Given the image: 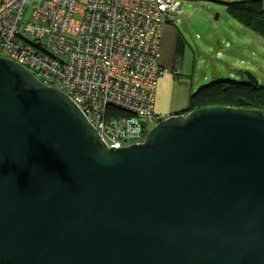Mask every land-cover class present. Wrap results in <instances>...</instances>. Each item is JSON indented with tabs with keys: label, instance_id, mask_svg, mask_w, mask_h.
I'll return each instance as SVG.
<instances>
[{
	"label": "water",
	"instance_id": "water-1",
	"mask_svg": "<svg viewBox=\"0 0 264 264\" xmlns=\"http://www.w3.org/2000/svg\"><path fill=\"white\" fill-rule=\"evenodd\" d=\"M0 264H264V110L202 107L109 147L0 57Z\"/></svg>",
	"mask_w": 264,
	"mask_h": 264
},
{
	"label": "built area",
	"instance_id": "built-area-1",
	"mask_svg": "<svg viewBox=\"0 0 264 264\" xmlns=\"http://www.w3.org/2000/svg\"><path fill=\"white\" fill-rule=\"evenodd\" d=\"M181 12L179 0H0V57L62 90L119 148L145 138L158 78L179 75L159 56L163 24Z\"/></svg>",
	"mask_w": 264,
	"mask_h": 264
},
{
	"label": "rangeland",
	"instance_id": "rangeland-1",
	"mask_svg": "<svg viewBox=\"0 0 264 264\" xmlns=\"http://www.w3.org/2000/svg\"><path fill=\"white\" fill-rule=\"evenodd\" d=\"M179 1L182 12L176 16L177 24L195 57L193 68L187 74L195 83L194 87L216 79L239 81L243 78L242 73L247 78L246 72L264 87V40L246 28L250 33L245 35L231 31L230 24L238 23L228 14L225 3L239 0ZM261 1L264 9V0ZM29 5L33 7L31 2ZM181 23H184L185 30ZM242 55L248 58L247 61ZM192 56L188 58L189 65ZM158 121L148 120L149 129Z\"/></svg>",
	"mask_w": 264,
	"mask_h": 264
},
{
	"label": "trees",
	"instance_id": "trees-1",
	"mask_svg": "<svg viewBox=\"0 0 264 264\" xmlns=\"http://www.w3.org/2000/svg\"><path fill=\"white\" fill-rule=\"evenodd\" d=\"M228 14L242 27L264 40V9L261 0H239L225 3ZM243 75V74H242ZM207 106H232L264 110V87L251 83L245 76L239 81L216 79L193 90L186 107L179 113L185 114ZM108 112L124 115L117 108Z\"/></svg>",
	"mask_w": 264,
	"mask_h": 264
},
{
	"label": "crops",
	"instance_id": "crops-1",
	"mask_svg": "<svg viewBox=\"0 0 264 264\" xmlns=\"http://www.w3.org/2000/svg\"><path fill=\"white\" fill-rule=\"evenodd\" d=\"M177 22L178 20L175 17L173 20H166L163 25L159 62L163 66L179 70L180 75L179 77H174L168 73L158 78L154 100V116L152 118L155 121L178 114L184 110L189 94L196 89L193 80L187 77L189 70L193 68L195 57L192 56V49L186 44ZM230 25L231 31L236 34L245 35L250 33L241 25L236 23ZM217 54H220V52H217ZM189 56H192L191 65L188 64ZM242 58L246 61L248 59L244 56ZM240 71H243V69H240Z\"/></svg>",
	"mask_w": 264,
	"mask_h": 264
},
{
	"label": "bare ground",
	"instance_id": "bare-ground-1",
	"mask_svg": "<svg viewBox=\"0 0 264 264\" xmlns=\"http://www.w3.org/2000/svg\"><path fill=\"white\" fill-rule=\"evenodd\" d=\"M173 19H175V17L174 18H170V20H173ZM164 25V24H163ZM163 28V27H162ZM161 31H162V29H161ZM167 67V66H166ZM171 68V67H170ZM171 69H173V68H171ZM168 74V73H167ZM169 74H171V73H169ZM173 75V74H172ZM179 75H180V72H179ZM179 75H177V76H174V77H179Z\"/></svg>",
	"mask_w": 264,
	"mask_h": 264
}]
</instances>
